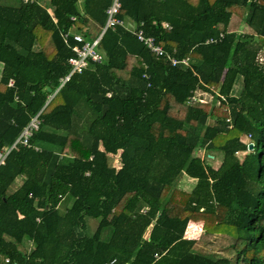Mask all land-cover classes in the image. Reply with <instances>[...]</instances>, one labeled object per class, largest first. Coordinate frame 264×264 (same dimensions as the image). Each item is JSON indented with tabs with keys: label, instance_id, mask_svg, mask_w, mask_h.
<instances>
[{
	"label": "trees",
	"instance_id": "obj_1",
	"mask_svg": "<svg viewBox=\"0 0 264 264\" xmlns=\"http://www.w3.org/2000/svg\"><path fill=\"white\" fill-rule=\"evenodd\" d=\"M109 5L0 0V152L40 121L0 165V264H264V0H122L120 18L188 65L107 29L102 61L62 82L61 35L99 34ZM217 236L227 254L195 249Z\"/></svg>",
	"mask_w": 264,
	"mask_h": 264
},
{
	"label": "built area",
	"instance_id": "obj_2",
	"mask_svg": "<svg viewBox=\"0 0 264 264\" xmlns=\"http://www.w3.org/2000/svg\"><path fill=\"white\" fill-rule=\"evenodd\" d=\"M121 1L122 0H110V5L105 11V15H106L105 24L102 27L100 33L93 40L90 41L86 39L83 34L72 31H68L61 35L63 41L67 45H69L70 39L73 42V45H71V51L73 55L69 57L67 60L71 69L69 74L62 80V82H65L72 74L82 73L83 70L88 67L90 61L97 63L102 61L103 57L101 53L98 51L97 47L102 35L107 29L114 30L115 28H122L123 30L131 33L146 49H148L150 53H152L156 57L165 56L172 66H175L179 63L183 65H188L189 62L188 58L177 60L172 55L166 54L164 49L159 44H157L156 40L152 36H146L141 28L143 25L142 23L137 25L133 23L131 20L120 18L119 12L121 8ZM71 19L74 18L72 17ZM164 26L168 27L167 24H164ZM222 37L223 35L220 34L218 39H209L207 43L216 42ZM196 99H197L196 96H192L189 99V101H195ZM39 125H40V121L37 118V116H35L30 120V122L23 128V130L21 131L20 135L15 140V142L11 146L5 148L0 152V165L4 164V160L7 154L13 147H15V145L17 144H21L23 146L28 145L30 138L32 137L33 133L38 130ZM246 139L248 141L249 136L246 137ZM5 262H8V259H5Z\"/></svg>",
	"mask_w": 264,
	"mask_h": 264
},
{
	"label": "rangeland",
	"instance_id": "obj_3",
	"mask_svg": "<svg viewBox=\"0 0 264 264\" xmlns=\"http://www.w3.org/2000/svg\"><path fill=\"white\" fill-rule=\"evenodd\" d=\"M229 29L232 31H238V34H244V33L250 32V30L245 25H243V23L240 20H238L236 17L232 18ZM71 31L76 32V33H81V34L83 33V32L78 31L76 28L71 29ZM88 32H89L87 34L88 36H85V38L90 40V41L93 40L98 35V32L95 30L89 29ZM258 61L264 66V53L263 52L259 55ZM233 89H234L233 93L237 94L241 89L240 83H237L233 87ZM201 96H202V94H201ZM197 97H198V95H197ZM203 98L205 100H207V99L211 100L212 97L208 94H204ZM246 152H248V150ZM195 153H196L195 155L199 156L201 159L204 158V153H205L204 150H197ZM212 155H214L213 156L214 158L210 159L211 160L210 164L212 167L217 168L221 162V157L216 152H210V156H212ZM240 156H243V155H240ZM119 165L120 164H118V158H116L115 162H114V166L116 168H118ZM191 183H193V180H190L187 177H182L180 182H179V185L182 189L190 190L191 189V187H190ZM67 205H68V203H65V202L62 203V205L60 206L61 211H63ZM88 221H92V222H88V227H90V228H92L93 226L95 227V224H97L96 223L97 221L94 219H89ZM201 225H202L201 223H198V224H192V225H190V227L188 226L187 231H186V236L187 237L189 236L192 238H198V235H201V234L203 235ZM188 228H189V230H188ZM93 230H94V228H93ZM91 232H92V230L89 229V233H91ZM228 244H229V241H228L227 236H217L216 239L213 240L212 245H204V244L198 242L195 245V249L200 250L202 252L209 251L211 253L227 254L224 252L223 248H226Z\"/></svg>",
	"mask_w": 264,
	"mask_h": 264
},
{
	"label": "water",
	"instance_id": "obj_4",
	"mask_svg": "<svg viewBox=\"0 0 264 264\" xmlns=\"http://www.w3.org/2000/svg\"><path fill=\"white\" fill-rule=\"evenodd\" d=\"M247 148L250 151L252 149V144H248Z\"/></svg>",
	"mask_w": 264,
	"mask_h": 264
},
{
	"label": "clouds",
	"instance_id": "obj_5",
	"mask_svg": "<svg viewBox=\"0 0 264 264\" xmlns=\"http://www.w3.org/2000/svg\"><path fill=\"white\" fill-rule=\"evenodd\" d=\"M249 144V143H248ZM248 144H247V146H248ZM248 149V148H247Z\"/></svg>",
	"mask_w": 264,
	"mask_h": 264
},
{
	"label": "bare ground",
	"instance_id": "obj_6",
	"mask_svg": "<svg viewBox=\"0 0 264 264\" xmlns=\"http://www.w3.org/2000/svg\"><path fill=\"white\" fill-rule=\"evenodd\" d=\"M189 170V169H188ZM178 173V172H177Z\"/></svg>",
	"mask_w": 264,
	"mask_h": 264
}]
</instances>
